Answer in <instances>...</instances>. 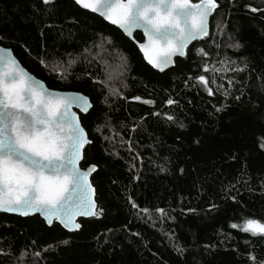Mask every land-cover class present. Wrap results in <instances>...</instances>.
I'll return each mask as SVG.
<instances>
[{
    "label": "trees",
    "instance_id": "obj_1",
    "mask_svg": "<svg viewBox=\"0 0 264 264\" xmlns=\"http://www.w3.org/2000/svg\"><path fill=\"white\" fill-rule=\"evenodd\" d=\"M217 3L209 35L157 73L134 44L141 33L132 42L73 0H0V46L48 89L78 92L93 104L80 116L92 141L81 167L97 165L90 181L103 209L101 218L80 219L74 233L38 216L0 214V264H253L249 254L264 261V236L240 230L246 219L264 224V11L245 7L264 9V0ZM103 38L112 42L103 48L127 57L126 99H105L102 85L92 83L103 76L100 56L88 57L91 64L80 59L67 80L51 67ZM234 43L240 47L228 46ZM200 74L216 79L214 95L192 86ZM169 97L176 103L166 104ZM22 250L27 261L19 259Z\"/></svg>",
    "mask_w": 264,
    "mask_h": 264
},
{
    "label": "snow or ice",
    "instance_id": "obj_2",
    "mask_svg": "<svg viewBox=\"0 0 264 264\" xmlns=\"http://www.w3.org/2000/svg\"><path fill=\"white\" fill-rule=\"evenodd\" d=\"M51 2L42 0L44 5ZM75 3L116 25L130 39L134 40L135 30H142L147 42H137V47L147 62L160 72L173 64V57H185L191 42L209 35V17L219 7L217 0H198L197 3L191 0H75ZM245 7L253 13L264 11L251 5ZM104 43L111 45L112 42L103 38L101 44L94 47L103 48ZM228 46L240 47L238 43ZM8 52L9 49L0 48V211L16 212L22 216L39 213L49 226L56 221L69 231L78 230L81 224L76 222V217L97 216L103 212L92 199L95 190L88 181L89 174L97 170V165L89 164L87 170L78 166L86 160V146L92 141L82 127L79 115L72 110L75 107L88 114L93 104L88 96L78 92L49 91L39 80L29 76L13 56L6 55ZM91 52V48H86L77 56L69 53L67 67H64L65 62H59L63 71L58 72V78L67 80L68 69L80 59L91 64L92 60L88 59ZM197 54L207 56L203 49L197 50ZM40 63L45 65L43 59ZM99 63L103 65L104 78H93L92 83L102 85L105 99L108 96L126 99L122 89L127 88L123 83L128 69L127 57L104 49ZM222 63L235 62L226 60ZM209 70L205 62L203 71ZM192 78L190 76L188 80ZM195 80L197 84L193 87H203L209 96L215 94L210 87L216 84L215 78L209 80L200 74L195 76ZM228 84L232 86L233 81L229 79ZM219 88L223 85H217ZM133 99L140 100L141 97ZM143 103L151 105L153 101L146 99ZM174 103L176 101L171 97L166 101L168 105ZM167 120L172 121L173 116L168 115ZM260 147L264 149V143ZM129 202L133 208H138L131 199ZM139 210L152 219L149 209ZM155 211L161 214V220L166 215L163 209ZM230 226L238 227L237 224ZM240 230L252 236H264V224L254 219H246ZM173 247L178 253L184 251L179 245ZM40 255L38 251L33 253L34 257ZM19 259L27 261L26 250L21 251ZM249 259L257 264L251 254ZM259 264H264V261Z\"/></svg>",
    "mask_w": 264,
    "mask_h": 264
},
{
    "label": "water",
    "instance_id": "obj_3",
    "mask_svg": "<svg viewBox=\"0 0 264 264\" xmlns=\"http://www.w3.org/2000/svg\"><path fill=\"white\" fill-rule=\"evenodd\" d=\"M73 2L75 3V0H73ZM192 3H193V2H192ZM194 3H197V2H194ZM75 4H76V3H75ZM76 5H77V4H76ZM77 6H78L80 9H82V10L88 12V13H91V14H93V15L99 17V18H101L105 23H107L108 25H110V26L116 28L117 30H119V31L122 33V30H120L116 25H113V24H111L109 21L105 20L103 17H100L98 14L92 13L91 11H89V10H87V9H84V8L80 7L79 5H77ZM218 8H219V7H218ZM215 11H216V10H215ZM215 11H214L213 14L209 17V22H208V24H209V32H210V20H211V18L213 17ZM136 32H137V33H141L142 36H143V41H142L141 43H146L147 40H146V37H144L142 30H135L134 33H136ZM134 33H133V35H134ZM122 34H123V33H122ZM123 35H124V34H123ZM124 36H125V35H124ZM125 37H126L127 39L131 40L132 42H134L133 39H130V38L127 37V36H125ZM206 37H207V36L202 37V38H200V39H198V40H196V41L191 42V43L189 44L188 48H189L193 43H196V42L202 41V40L205 39ZM134 44H135L136 47H137V43L134 42ZM0 48L8 49V48H4V47H2V46H0ZM137 49H138L140 55L142 56L144 62H145L150 68H152L154 71H156L157 73H163V72H166V71L170 70L171 68L174 67L175 60H176V59H183V58H184V57H178V56L173 57V64H171V65H169L168 67H166L165 70H164L163 72H160L158 69L153 68V67L147 62V60L144 58V53H142V52L139 50L138 47H137ZM186 50H187V49H186ZM6 55H11V56H13V57L15 58V60L18 62L19 66L22 67V65L19 63V61H18V60L16 59V57L14 56L13 52L11 51V49H9V52L6 53ZM22 68H23V67H22ZM23 69H24V68H23ZM24 70L29 74V76L33 77V78L36 79V80H39V79L35 78L33 75H31L26 69H24ZM39 81L44 85L45 88H47L46 85H45L41 80H39ZM47 89H48V88H47ZM48 90H49V91H52V92L74 93V92H62V91H56V90H51V89H48ZM72 110H73L74 112H77V114L79 115V117H80L81 115H82V116H85V115H86V114H84V113H81V112L79 111V109H77V108H75V107H73ZM90 110H91V109H90ZM90 110H89V111H90ZM81 163H82V161L80 162V164H79L78 166L81 167ZM87 169H88V167L85 168L84 170H87ZM94 173H95V172H91V173L89 174V176H88V181H89L90 183H91V181H90L91 176H92ZM93 189H94V187H93ZM94 190H95V189H94ZM92 199L95 201V191H94V193H93V195H92ZM95 202H96V201H95ZM96 205H97V203H96ZM97 208H98V206H97ZM95 210H96V209H94V211H95ZM0 214H6V215L15 216V217H20V218H28V217L38 216V217H39V218L45 223L44 218H43L39 213H30V214L27 215V216H22V215H20L19 213H16V212H5V211H0ZM94 217H96V216H78V217H76V222L79 223V220H80V219L86 220V219H91V218H94ZM97 217H98V218H101V217H102V214L97 215ZM54 223H55V224H58V225H59L64 231H66V232H68V233H74V232H78V231L80 230V229H78V230L69 231V230L63 228V226L60 225L58 222L54 221L53 224H54ZM45 225H46L47 227H51V226H52V225L49 226L47 223H45Z\"/></svg>",
    "mask_w": 264,
    "mask_h": 264
},
{
    "label": "rangeland",
    "instance_id": "obj_4",
    "mask_svg": "<svg viewBox=\"0 0 264 264\" xmlns=\"http://www.w3.org/2000/svg\"><path fill=\"white\" fill-rule=\"evenodd\" d=\"M100 43H97V44H95V45H99ZM109 45V44H108ZM103 46H106V45H103ZM94 50H92V52H91V54L89 55V57H91V56H93V57H95V56H102V54H103V50L105 49V48H96V47H94L93 48ZM97 51V52H96ZM97 54H99V55H97ZM112 54H115V52L114 53H112ZM96 58V57H95ZM67 59H68V57L63 61V62H65L64 63V67H67V64H66V61H67ZM51 67L53 68V69H56V70H58V71H60V72H62L63 71V68H60L59 67V62H55L54 64H52L51 65ZM73 67V66H72ZM72 67L71 68H69L68 69V72L72 69ZM102 71H103V67H102ZM104 78V76H102V79ZM244 224H245V222H244ZM244 224H243V226H244ZM242 226V227H243Z\"/></svg>",
    "mask_w": 264,
    "mask_h": 264
}]
</instances>
